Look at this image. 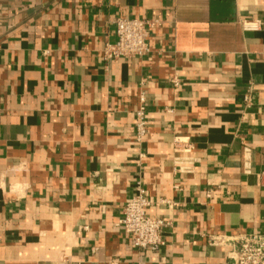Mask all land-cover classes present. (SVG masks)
<instances>
[{
	"label": "crops",
	"instance_id": "obj_1",
	"mask_svg": "<svg viewBox=\"0 0 264 264\" xmlns=\"http://www.w3.org/2000/svg\"><path fill=\"white\" fill-rule=\"evenodd\" d=\"M119 17L159 21L145 57L103 56ZM137 185L157 252L118 224ZM256 233L264 0H0V264H233Z\"/></svg>",
	"mask_w": 264,
	"mask_h": 264
},
{
	"label": "built area",
	"instance_id": "obj_2",
	"mask_svg": "<svg viewBox=\"0 0 264 264\" xmlns=\"http://www.w3.org/2000/svg\"><path fill=\"white\" fill-rule=\"evenodd\" d=\"M114 25L115 42L106 43L102 48L106 59L142 58L149 54L150 48L146 40L148 29L159 25L158 20L119 17L114 20ZM242 27L246 31H257L260 22L244 20ZM146 126L144 99L141 98L136 111L135 140L137 142L144 137ZM174 148L177 151L188 150L189 144L186 139L175 138ZM181 169L190 170L186 167ZM135 190V195L123 206L118 224L122 226L123 232L137 250L157 252L164 244L162 229L168 226L169 222L147 215L146 210L151 202L142 187L137 185ZM233 242V264H264V234L244 235Z\"/></svg>",
	"mask_w": 264,
	"mask_h": 264
}]
</instances>
